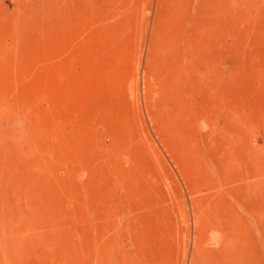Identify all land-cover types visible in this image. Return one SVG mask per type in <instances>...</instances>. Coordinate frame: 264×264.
<instances>
[{"label": "rangeland", "instance_id": "1", "mask_svg": "<svg viewBox=\"0 0 264 264\" xmlns=\"http://www.w3.org/2000/svg\"><path fill=\"white\" fill-rule=\"evenodd\" d=\"M68 1L0 0V264H264V0Z\"/></svg>", "mask_w": 264, "mask_h": 264}, {"label": "bare ground", "instance_id": "2", "mask_svg": "<svg viewBox=\"0 0 264 264\" xmlns=\"http://www.w3.org/2000/svg\"><path fill=\"white\" fill-rule=\"evenodd\" d=\"M55 1H56V0H55ZM61 1H62V0H61ZM67 1H68V0H67ZM59 2H60V0H59ZM68 3H70V2L68 1ZM60 4H61V3H60ZM70 4H71V3H70ZM63 5H64V4H63ZM72 5H73V4H71L70 6H72ZM57 6H58V5H57ZM60 6H61V5H60ZM68 6H69V5H68ZM72 7H73V6H72ZM60 8H61V7H60ZM62 8H63V7H62ZM70 8H71V7H70ZM64 9H65V7H64ZM66 9H67V8H66ZM72 9H73V8H72ZM58 11H60V10H58ZM72 11H73V10H72ZM75 11H76V10H75ZM63 12H66V11L63 10ZM70 12H71V11H70ZM57 13H58V12H57ZM57 13H56V14H57ZM59 13H62V12H59ZM67 13H69V12H67ZM80 13H81V12H80ZM59 15H60V14H59ZM63 15H64V13L62 14V16H63ZM65 15H67V14L65 13ZM68 15H69V14H68ZM78 15H80V14H78ZM81 15H82V13H81ZM56 18H57V17H56ZM60 18H61V16H60ZM57 20H58V19H57ZM60 20H62V19H60ZM63 20H64V17H63ZM65 20H66V19H65ZM65 20H64V22L62 21L64 24H66V21H67V20H66V21H65ZM68 20H69V19H68ZM72 21H73V20H72ZM57 22H58V21H57ZM62 22H61V23H62ZM68 22L71 23V21H68ZM61 23H60V24H61ZM57 25H59V24H57ZM66 25H68V24H66ZM73 25H74V23H73ZM65 27H66V26H65ZM68 27H70V26H68ZM60 28H61V27H60ZM62 28H63V26H62ZM74 28H75V27H74ZM63 29H65V28H63ZM63 29H62V31H63ZM60 31H61V30H60ZM74 31H75V29H74ZM57 32H58V31H57ZM70 32H71V29H70ZM60 33H63V32H59V35H60ZM72 33H73V32H72ZM72 35H73V34H72ZM72 35H71V36H72ZM65 36H66V35H65ZM71 38H72V37H71ZM196 51H197V50H196ZM183 54H184V53H183ZM177 55H178V53H177ZM195 57H196V56H195ZM179 58H180V57H179ZM186 60H187V58H186ZM196 61H197V60H196ZM178 62H179V60L177 61V63H178ZM183 62H184V60H183ZM186 62H188V61H186ZM189 62H190V61H189ZM188 65H189V64H188ZM190 65H191V64H190ZM180 66L183 67V65H180ZM180 66H179V67H180ZM192 66H193V65H192ZM192 66H191V67H192ZM182 67H181V68H182ZM186 67H187V66H186ZM191 67H190V68H191ZM188 68H189V67H188ZM190 68H189L188 71H190ZM193 68H195V71H197L196 68H198V67H194V66H193ZM193 68H192V69H193ZM184 69H185V66H184ZM179 71H181V69H180ZM183 71H184V70H183ZM185 71H186V70H185ZM181 72H182V71H181ZM186 72H187V71H186ZM192 72H193V71H192ZM190 73H191V72H190ZM190 73H188L189 75H187L186 73H184V74H186V76L189 77V76H190ZM193 73L196 74V72H193ZM193 73H191V76H192ZM198 74H199V73H198ZM197 76H198V75H197ZM197 76H196V77H197ZM172 77H173V76H172ZM183 77H184V76H183ZM188 77H187L186 79H188ZM194 77H195V75H194ZM194 77H193V78H194ZM197 78H198V77H197ZM197 78H194V79H196V81H197ZM171 79H172V78H171ZM184 79H185V77H184ZM186 79H185V81H186ZM199 79H200V78H199ZM172 80H173V79H172ZM174 80H175V79H174ZM189 80H190V78H189ZM198 81H199V80H198ZM174 82H175V81H174ZM187 82H189V81L187 80ZM190 83L193 84V83H195V82H193V79H192V82H191V80H190ZM195 84H197V83H195ZM198 84H199V83H198ZM198 84H197V85H198ZM188 86H189V85H188ZM193 87H194V86H192L191 88H193ZM189 88H190V87H189ZM194 88H195V87H194ZM194 88H193V90L195 91ZM166 89H168V88H166ZM164 91H166V90H163V91H161V92H164ZM171 93H172V95H176V94H174V92H171ZM193 93H194V92H193ZM164 95H165V94H164ZM194 95H195V94H194ZM194 95H193V96H194ZM170 96H171V95H170ZM162 97H163V96H162ZM166 97H167V96H166ZM168 98H169V96H168ZM170 99H171V98H170ZM221 224H222V223H221ZM221 224H220V225H221Z\"/></svg>", "mask_w": 264, "mask_h": 264}]
</instances>
